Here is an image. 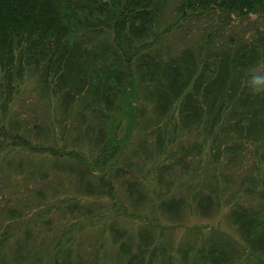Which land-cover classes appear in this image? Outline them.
<instances>
[{"label": "trees", "instance_id": "obj_1", "mask_svg": "<svg viewBox=\"0 0 264 264\" xmlns=\"http://www.w3.org/2000/svg\"><path fill=\"white\" fill-rule=\"evenodd\" d=\"M261 62L264 0H0V264H264Z\"/></svg>", "mask_w": 264, "mask_h": 264}, {"label": "clouds", "instance_id": "obj_2", "mask_svg": "<svg viewBox=\"0 0 264 264\" xmlns=\"http://www.w3.org/2000/svg\"><path fill=\"white\" fill-rule=\"evenodd\" d=\"M244 85L251 95L264 96V62L258 63L248 70Z\"/></svg>", "mask_w": 264, "mask_h": 264}, {"label": "rangeland", "instance_id": "obj_3", "mask_svg": "<svg viewBox=\"0 0 264 264\" xmlns=\"http://www.w3.org/2000/svg\"><path fill=\"white\" fill-rule=\"evenodd\" d=\"M202 226H207L208 228H212V229H218L219 231L222 232H228V230L224 227V225L222 223H220L219 219L216 220H211V221H205V220H192L189 224L188 227H186L183 230H180L177 236H181L183 234L182 231L188 229V228H192V227H202Z\"/></svg>", "mask_w": 264, "mask_h": 264}]
</instances>
